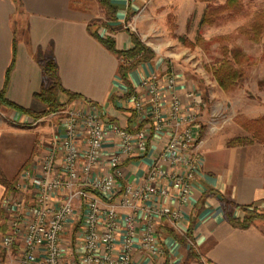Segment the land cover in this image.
<instances>
[{"label":"crops","instance_id":"obj_1","mask_svg":"<svg viewBox=\"0 0 264 264\" xmlns=\"http://www.w3.org/2000/svg\"><path fill=\"white\" fill-rule=\"evenodd\" d=\"M148 1L111 0L116 19L107 21L103 16L97 17L104 25L99 22L90 27L94 17L85 0H0V91L5 89L6 99L18 107L17 110L1 108L4 118H0V211L4 195L19 181L30 160L46 151L62 126L58 114L39 119L36 126L22 124L30 117L22 110L41 112L44 109L33 99L42 83L41 70L35 60L38 51L53 55L62 87L80 97L70 105L95 106L107 124L118 125L126 131L135 132L146 121L145 116L141 121L134 116L130 99L135 95L145 96L140 84L152 75L162 84L166 77L173 76L175 93L182 103L188 102L186 93L191 82L175 72L163 58L156 56L139 64L123 79L118 74L119 60L90 33L110 36L117 50L132 48L128 19L132 15L137 17ZM21 23L24 32L18 31ZM162 99L167 105L170 96L165 93ZM60 100H66V96L60 95ZM146 102L145 110L150 112L151 98L147 97ZM200 120L199 116L198 124L203 129ZM150 133L144 153L122 158L121 186H145L155 164H159L161 170L168 169L164 146L169 133ZM219 137L203 130L197 152L204 164L196 172L188 199L182 204L172 202L171 212L177 218L152 217L163 255L149 258L137 244L138 235L132 246L131 264H198L201 259L209 264H264V221L247 229L234 228L226 221L222 207V199L239 206H264V142L228 147L230 139ZM112 152V144H108L105 154ZM147 206L148 202L143 203L135 212L138 234L146 227L149 216L144 208ZM126 212L120 211V221ZM82 213L76 201L74 217L68 222L64 235L66 240L73 238V230L82 224ZM231 213L241 217L240 211L233 209ZM3 223L0 216V226ZM125 234L122 227L116 246L120 247ZM67 246L66 259L76 258L82 252L78 244ZM0 264H22L19 246L4 249L0 244Z\"/></svg>","mask_w":264,"mask_h":264},{"label":"built area","instance_id":"obj_2","mask_svg":"<svg viewBox=\"0 0 264 264\" xmlns=\"http://www.w3.org/2000/svg\"><path fill=\"white\" fill-rule=\"evenodd\" d=\"M140 87L145 96H132L130 109L137 119L145 116L146 121L135 132L107 124L92 105L77 107L70 103L54 113L61 117V128L46 151L22 171L15 186L17 193H6L1 201L2 210L9 211L11 217L0 244L4 249L18 245L22 264H131L138 235L137 244L149 258L163 255L152 217L176 219L172 202L184 203L192 191L196 172L204 164L197 152L201 144L197 116L203 103L192 90L186 93L188 102L182 103L175 93L173 76L166 77L162 84L152 75L142 80ZM165 93L170 96L167 105L162 99ZM147 97L152 102L150 112L145 110ZM37 123L30 118L22 122L30 126ZM150 131L155 135L169 133L164 146L168 169L161 170L155 164L145 186H121L122 158L144 153ZM108 144L114 152L106 155ZM76 201L83 212L82 224L73 230V238L66 240ZM147 202L149 206L144 209L149 217L138 234L135 212ZM120 211H128L121 221ZM122 227L126 234L118 247ZM68 244H78L82 252L66 259Z\"/></svg>","mask_w":264,"mask_h":264},{"label":"rangeland","instance_id":"obj_3","mask_svg":"<svg viewBox=\"0 0 264 264\" xmlns=\"http://www.w3.org/2000/svg\"><path fill=\"white\" fill-rule=\"evenodd\" d=\"M226 1L149 0L137 17L130 16L127 28L152 49L155 56L163 58L175 72L191 82L189 90L198 93L203 103L197 116L201 118L203 130L227 140L241 135L249 137L250 134L241 129V123L264 117V31L258 42L240 33L254 16L264 12V0H238L233 8H227ZM85 5L94 17L90 27L100 24L97 17L107 20L95 0H85ZM204 13L213 18L212 24H200ZM18 31L24 32L22 23ZM223 47L238 48L248 57L243 67L245 79L228 92L218 87L211 73V68L222 58ZM121 63L127 66L132 60L124 59ZM0 118H4L1 108ZM16 183L10 193L16 192ZM257 207L260 213L264 211L263 205ZM243 215L241 212L240 218ZM0 216L6 228L1 234L4 237L11 214L2 210ZM188 244L193 247L192 242ZM198 264L209 263L201 259Z\"/></svg>","mask_w":264,"mask_h":264},{"label":"trees","instance_id":"obj_4","mask_svg":"<svg viewBox=\"0 0 264 264\" xmlns=\"http://www.w3.org/2000/svg\"><path fill=\"white\" fill-rule=\"evenodd\" d=\"M15 1V0H14ZM101 9L105 12L107 21L116 19V9L112 5L111 0H96ZM238 0H227V8L236 6ZM207 11V10H206ZM213 18L208 17L205 13L200 21L201 25L212 24ZM89 29V26H88ZM264 31V12L254 16L253 21L240 29V33L249 40L258 42ZM98 41L116 58L119 60L118 74L121 78H125L127 72L133 70L141 63H146L153 60L156 56L152 49L144 45L136 35L129 33L132 41V48L128 50H117L115 42L110 36L100 37L95 32H90ZM16 40L14 38V49ZM222 58L216 62L211 68L213 78L220 89L225 92L233 90L246 77L244 66L247 65L248 57L238 48L221 49ZM124 59L132 60V63L124 66L121 61ZM35 60L41 70L42 83L40 90L33 95V99L43 106V111L33 112L29 110H22L23 113L28 114L34 120H39L48 115L57 113L67 107L73 101L80 97L65 90L59 79L58 68L53 55L38 51L35 55ZM11 69H9L7 76ZM60 95L66 96V100H60ZM0 108L17 110L18 107L9 102L5 97V89L0 91ZM241 128L249 137H235L227 142L228 147H235L241 145H250L254 141L264 142V117L245 120L241 123ZM263 129V130H262ZM203 129H201V135ZM8 186V182L4 181ZM258 205L239 206L226 199H222V207L226 221L234 228L247 229L258 221H264V211H258ZM237 210L244 215L242 218L236 217L231 213V210ZM6 228L0 226V232H4ZM198 258V257H195Z\"/></svg>","mask_w":264,"mask_h":264}]
</instances>
